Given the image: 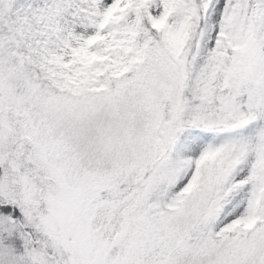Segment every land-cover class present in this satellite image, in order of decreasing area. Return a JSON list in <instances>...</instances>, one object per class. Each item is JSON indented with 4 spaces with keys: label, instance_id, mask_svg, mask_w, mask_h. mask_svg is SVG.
<instances>
[{
    "label": "snow or ice",
    "instance_id": "6c2138e0",
    "mask_svg": "<svg viewBox=\"0 0 264 264\" xmlns=\"http://www.w3.org/2000/svg\"><path fill=\"white\" fill-rule=\"evenodd\" d=\"M0 264H264V0H0Z\"/></svg>",
    "mask_w": 264,
    "mask_h": 264
}]
</instances>
